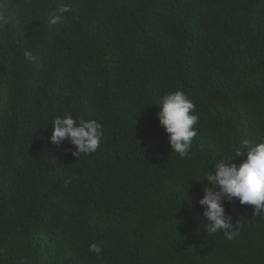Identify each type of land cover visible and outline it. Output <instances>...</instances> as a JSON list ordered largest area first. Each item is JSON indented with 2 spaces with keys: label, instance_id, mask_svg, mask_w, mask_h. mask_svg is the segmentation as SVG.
<instances>
[{
  "label": "trees",
  "instance_id": "obj_1",
  "mask_svg": "<svg viewBox=\"0 0 264 264\" xmlns=\"http://www.w3.org/2000/svg\"><path fill=\"white\" fill-rule=\"evenodd\" d=\"M0 12V264H264L253 206L224 202L239 225L228 240L207 233L199 204L217 160L264 138V0H0ZM176 90L199 117L190 158L158 119ZM66 114L102 125L95 153L51 142Z\"/></svg>",
  "mask_w": 264,
  "mask_h": 264
},
{
  "label": "clouds",
  "instance_id": "obj_2",
  "mask_svg": "<svg viewBox=\"0 0 264 264\" xmlns=\"http://www.w3.org/2000/svg\"><path fill=\"white\" fill-rule=\"evenodd\" d=\"M70 9L60 5L50 14V23H59ZM9 23L8 17L0 12V29ZM23 55L29 61L34 57L31 51L25 50ZM158 106V119L161 127L169 134L168 142L172 152L181 158H190L193 138L197 135L194 126L198 124L196 105L181 90L169 91L164 94ZM51 142L57 146L64 141L70 142L76 149L73 155H90L95 153L103 139L102 125L96 120L77 119L70 114L57 117L52 124ZM239 166L230 163L237 157L245 155ZM234 158L225 161L217 160L213 168L205 175V179L213 187L204 188V196L199 204L204 207L202 218L206 221L208 234L222 232L226 239L233 240L239 235L238 223L226 215L225 201L238 200L241 205H250L252 215L264 220V138L253 142L242 138L231 147ZM218 189V190H214ZM90 252L97 256L102 254V248L97 243L89 245Z\"/></svg>",
  "mask_w": 264,
  "mask_h": 264
}]
</instances>
